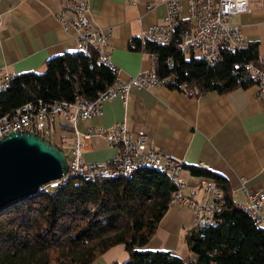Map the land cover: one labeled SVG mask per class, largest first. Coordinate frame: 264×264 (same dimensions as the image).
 <instances>
[{"label":"trees","instance_id":"16d2710c","mask_svg":"<svg viewBox=\"0 0 264 264\" xmlns=\"http://www.w3.org/2000/svg\"><path fill=\"white\" fill-rule=\"evenodd\" d=\"M191 27V22L179 21L168 46H147L148 52L158 56L156 75L164 86L197 97L225 95L255 85L246 70L247 64L257 62L255 44L249 43L242 51L222 44L210 61L194 53L185 55L180 50L182 36ZM129 49L140 52L139 39L132 40ZM115 78L92 50L51 58L42 74L16 75L10 87L0 92V117L37 101L95 100ZM50 144L64 154L67 151L60 144ZM183 170L216 182L225 192L220 224L214 228L195 226L197 230L186 238L192 256L189 261L172 252L142 250L176 193L167 175L142 168L134 170L128 179L100 177L84 182V177H72L55 186L53 192L43 190L2 208L0 264H94L117 246L128 254L124 264H264V229L236 207L225 180L196 166L183 165Z\"/></svg>","mask_w":264,"mask_h":264},{"label":"crops","instance_id":"0c3cea01","mask_svg":"<svg viewBox=\"0 0 264 264\" xmlns=\"http://www.w3.org/2000/svg\"><path fill=\"white\" fill-rule=\"evenodd\" d=\"M75 0H1L0 2V68L19 75L42 74L45 62L66 53L81 52L74 32L63 30L56 16L65 10V18L73 19L68 7ZM167 0H88L92 26L107 34L105 48L123 81L140 71L152 68L149 57L129 49L134 39L145 30L161 24L166 15ZM180 21H189L188 2L180 0ZM231 23L241 28L250 44L264 54V8L251 2L249 10L232 17ZM102 114L79 121L77 129L86 133L124 123L133 135L143 134L149 145L184 166H205L225 182L235 204L244 199L241 182L249 192L264 193V102L257 96L256 86L237 89L229 94L208 93L190 97L166 86L151 90H131L126 104L119 99L106 101ZM57 130L67 125L57 122ZM64 128V129H63ZM65 132V131H64ZM72 137L71 132H66ZM71 137L65 147L69 148ZM118 148L93 136L82 152L86 162L106 164L114 161ZM185 188L182 194L200 202L206 179L182 171ZM223 189V188H222ZM224 190V189H223ZM192 210L185 205L170 207L150 241L146 251L172 252L184 261L192 259L186 238L196 229ZM128 254L122 246L114 247L94 264H124Z\"/></svg>","mask_w":264,"mask_h":264},{"label":"built area","instance_id":"2783aa9c","mask_svg":"<svg viewBox=\"0 0 264 264\" xmlns=\"http://www.w3.org/2000/svg\"><path fill=\"white\" fill-rule=\"evenodd\" d=\"M256 1L264 8V0H187L188 20L192 27L183 33L181 52L185 55L194 53L197 57L210 61L218 55L222 44H226L230 50H247L249 41L241 28L232 24L231 20L233 16L247 12L250 3ZM128 2L131 5L136 4V0H128ZM165 8L166 15L163 22L149 26L139 38L140 53L150 58L152 68L148 71H140L125 81L117 77V68L105 51L107 34L94 28L90 22L88 0H75L68 7V11L73 14L71 20L66 19V11L61 10L56 18L63 30L67 32L71 29L76 43H85L89 51L92 50L97 55L99 63L115 73V81L95 100L77 97L73 102L37 101L13 110L0 117V139L10 132H28L48 141L49 137L56 135L59 121L67 125L72 137L67 156L65 154L67 173L51 183L54 188L59 184L67 183L69 175L72 174H83L84 182H94V176L127 175V170L130 168L141 165L157 166L162 168V173H170L179 179V194L174 206H187L192 210L194 219L209 221L211 228H214L220 224L225 206V192L219 190V184L206 180L201 201L197 204H188V198L182 194L186 186L182 178L183 164L149 145L145 135L129 133L124 123L97 130L88 128L84 134L77 129L79 121L99 117L102 114V105L106 101L117 98L126 104L131 90H151L165 85L156 75L157 54L147 51L149 44L159 47L168 46L174 28L180 21V0H167ZM167 65L170 69L173 67L170 60L167 61ZM246 70L255 80L257 96L264 102V54L258 56L255 64H247ZM15 76L6 68H0V92L10 87V80ZM93 136L104 138L108 146L118 148V155L114 161L98 164L83 160L84 147L88 139ZM200 167L207 169L203 165ZM239 191L244 199L242 202L239 201V204L246 206L258 217L261 224H264V193L249 192L244 182H241Z\"/></svg>","mask_w":264,"mask_h":264},{"label":"water","instance_id":"95a60500","mask_svg":"<svg viewBox=\"0 0 264 264\" xmlns=\"http://www.w3.org/2000/svg\"><path fill=\"white\" fill-rule=\"evenodd\" d=\"M66 173L60 149L33 133H8L0 139V210L36 196Z\"/></svg>","mask_w":264,"mask_h":264},{"label":"bare ground","instance_id":"6f19581e","mask_svg":"<svg viewBox=\"0 0 264 264\" xmlns=\"http://www.w3.org/2000/svg\"><path fill=\"white\" fill-rule=\"evenodd\" d=\"M79 46H80V49H81V52L85 53V52H88L89 51V47L87 45H85V43H79ZM11 81L12 79L10 80V84H11ZM142 168H150V169H154V170H157L159 172L162 173V168L160 167H157V166H153V165H141V166H138V167H134V168H130L127 170V175H113V176H94V178H108L110 180V178L114 179V177L116 176H120L119 178H127L128 177L130 178V176L132 175V172L136 169H142ZM165 175L168 176V179L169 181L176 187V193L174 194L171 202H170V206H174V204L176 203L177 201V195L179 194V179L178 177H174L172 174L170 173H164ZM84 177L83 174H72V175H69V179L72 178V177ZM107 179V180H108ZM99 180V179H98ZM96 180H94L95 182ZM61 185V184H59ZM58 186V185H57ZM222 187L219 186V190H222L221 189ZM188 204H197L196 202H194L193 200H190L188 198ZM236 207L240 210H242L252 221L253 223L257 226V227H261L264 229V224H261V222L258 220V217L255 216L252 212H250L246 206L244 205H240V204H236ZM195 226L199 227V228H205V227H208V226H211V222L209 221H205V220H200V219H195V222H194Z\"/></svg>","mask_w":264,"mask_h":264},{"label":"rangeland","instance_id":"374dc122","mask_svg":"<svg viewBox=\"0 0 264 264\" xmlns=\"http://www.w3.org/2000/svg\"><path fill=\"white\" fill-rule=\"evenodd\" d=\"M69 137H71V136L68 133H66V131L64 132L61 129H59L56 132V135L48 138V141L50 143H53V144L57 145V146L60 144L61 147L67 149V151H65V154L67 156V154H68V148L65 147V143L68 144ZM43 190L46 191V192H53L54 191V187H53V185L50 184V185L44 187ZM169 207H173V206H169Z\"/></svg>","mask_w":264,"mask_h":264}]
</instances>
